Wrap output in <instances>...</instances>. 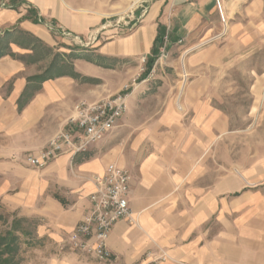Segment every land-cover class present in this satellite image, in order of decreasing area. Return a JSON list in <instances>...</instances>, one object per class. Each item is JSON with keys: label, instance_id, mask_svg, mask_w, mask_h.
Returning <instances> with one entry per match:
<instances>
[{"label": "crops", "instance_id": "crops-1", "mask_svg": "<svg viewBox=\"0 0 264 264\" xmlns=\"http://www.w3.org/2000/svg\"><path fill=\"white\" fill-rule=\"evenodd\" d=\"M215 9V0H154L134 29H116L94 55L66 61L70 51L58 44L73 39L47 25L85 39L102 18L66 0H0V36H7L0 47V211L19 235L56 247L41 264H97L70 251L68 239L91 209L94 177L110 164L130 175L132 220L119 219L107 242L117 264H153L160 256L155 264H264V169L225 170L217 152L222 119L207 90L167 83L181 75L162 71L158 60L192 39ZM143 57L156 61L153 78L163 85L150 104L138 86L126 113L87 152L63 153L41 169L26 163L68 129L77 103L132 86Z\"/></svg>", "mask_w": 264, "mask_h": 264}, {"label": "rangeland", "instance_id": "rangeland-1", "mask_svg": "<svg viewBox=\"0 0 264 264\" xmlns=\"http://www.w3.org/2000/svg\"><path fill=\"white\" fill-rule=\"evenodd\" d=\"M153 1L66 0L72 7L100 17L102 21L91 31L90 37H78L79 40L58 44V47L70 51L69 55H64L65 60L68 61L75 53L92 56L99 44L116 36L114 30L134 29L140 17L138 14H141L139 11L147 10ZM215 8V14L207 18L192 39L179 42L180 45L170 53L164 52L166 59L169 55L167 62L161 55L158 57L163 67L161 70L181 75L180 80L177 76L167 83L207 90L209 108L216 109L222 119V142L217 152L225 170L234 168L242 173L255 168L264 169V0H220L219 6L215 1ZM51 26L52 29L47 27L49 31L69 34V37L64 36L69 39L74 37L65 30ZM122 33L118 32L117 36ZM6 42L7 36H0V47ZM139 61L142 65L138 63L137 73L143 75L147 61L141 62V58ZM155 63L145 82L142 83L139 75L137 80L130 83L134 87L144 85L145 92L141 99L148 104L155 96V88L163 86L153 78ZM184 74L186 77L182 78ZM128 86L124 94H129L134 88ZM213 151H216L215 147ZM261 182L264 183V179ZM10 227L11 216L0 211V234ZM31 230H34L33 225ZM18 232L15 230L14 234L18 236ZM17 243L19 264H41L49 258L50 253L57 252L53 244L38 239L35 234L31 237L19 235ZM62 253L68 254L66 251ZM86 261L107 264L95 259L91 261L90 258Z\"/></svg>", "mask_w": 264, "mask_h": 264}, {"label": "built area", "instance_id": "built-area-1", "mask_svg": "<svg viewBox=\"0 0 264 264\" xmlns=\"http://www.w3.org/2000/svg\"><path fill=\"white\" fill-rule=\"evenodd\" d=\"M215 1L219 6L220 0ZM38 22H42L40 16ZM47 27L52 29L51 25ZM63 36L69 37V34L64 33ZM72 39L79 40L78 37ZM163 54L164 51L160 54L162 59H166ZM144 61L145 57L141 59V62ZM128 87L97 102L77 103L73 115L66 122L68 129L55 134L47 147L37 155L27 156L26 163L32 168L41 169L63 153H85L91 145L102 141L112 131L115 122L126 113L127 99L131 92H123ZM93 181L95 191L89 198L91 209L69 236L68 249L100 262L117 264V258L108 249L107 242L109 233L119 219L132 220V212L126 200L130 175L126 170L110 164L104 174L94 177ZM163 259V256L153 258L152 263Z\"/></svg>", "mask_w": 264, "mask_h": 264}, {"label": "trees", "instance_id": "trees-1", "mask_svg": "<svg viewBox=\"0 0 264 264\" xmlns=\"http://www.w3.org/2000/svg\"><path fill=\"white\" fill-rule=\"evenodd\" d=\"M154 61L148 60L146 62L145 73H149ZM6 231L4 234H0V264H19L18 255V237L14 234V227Z\"/></svg>", "mask_w": 264, "mask_h": 264}]
</instances>
